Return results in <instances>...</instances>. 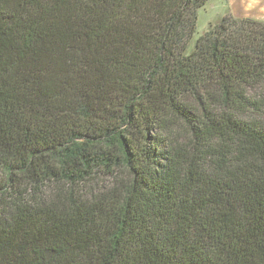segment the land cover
Here are the masks:
<instances>
[{"label": "trees", "instance_id": "obj_1", "mask_svg": "<svg viewBox=\"0 0 264 264\" xmlns=\"http://www.w3.org/2000/svg\"><path fill=\"white\" fill-rule=\"evenodd\" d=\"M210 0H0V264H264V20Z\"/></svg>", "mask_w": 264, "mask_h": 264}, {"label": "rangeland", "instance_id": "obj_2", "mask_svg": "<svg viewBox=\"0 0 264 264\" xmlns=\"http://www.w3.org/2000/svg\"><path fill=\"white\" fill-rule=\"evenodd\" d=\"M230 12L240 18L264 20V0H210L198 12L197 33L187 53H192L197 39Z\"/></svg>", "mask_w": 264, "mask_h": 264}]
</instances>
